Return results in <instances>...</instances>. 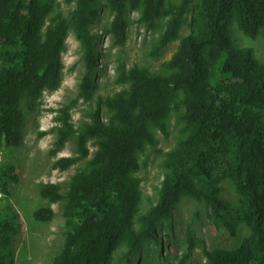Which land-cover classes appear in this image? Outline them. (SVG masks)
<instances>
[{"label": "trees", "instance_id": "1", "mask_svg": "<svg viewBox=\"0 0 264 264\" xmlns=\"http://www.w3.org/2000/svg\"><path fill=\"white\" fill-rule=\"evenodd\" d=\"M102 1L64 0L74 3L64 15L59 0H0V156L21 144L22 103L32 110L44 92L58 87L70 30L84 68L79 95L89 102L99 65L92 26L102 8L113 15L104 29L112 47L126 41V9L138 13L136 22L147 31L165 20L152 58L178 39L192 11V0ZM201 6L207 38L200 42L189 24V35L179 39L165 64L167 75L120 63L116 81L126 87L99 99L88 121L75 127L71 108L60 109L51 154L72 140L76 155L58 158L54 167L66 171L86 162L67 185L39 188L43 199L61 204L64 221L63 244L51 264H133L142 245L157 240V225L171 218L182 198L204 205L232 237L240 224L249 231L232 249L202 245L205 264H264V64L252 48L233 45L230 33L234 22L245 37L256 39L264 30V0H201ZM172 118L181 137L165 153L156 203L141 213L139 156L156 145L153 130L167 135ZM224 180L234 187L235 204L221 197ZM17 183L13 165L0 167V201L12 196ZM16 216L0 209V264H16ZM53 216L49 207L33 213L38 223ZM202 243L189 233L180 264Z\"/></svg>", "mask_w": 264, "mask_h": 264}, {"label": "rangeland", "instance_id": "2", "mask_svg": "<svg viewBox=\"0 0 264 264\" xmlns=\"http://www.w3.org/2000/svg\"><path fill=\"white\" fill-rule=\"evenodd\" d=\"M59 3L64 15L74 6L73 2L67 5L64 0H59ZM191 7L192 11L187 15V22L179 31L178 39L167 44L156 58L150 57V52L165 20L159 21L155 30L147 31L136 22L138 13L126 9L124 17L129 23L126 41L121 47H112L110 35L105 33L104 29L109 26L113 15L107 8H102L92 26V32L96 34L95 48L99 54V65L96 88L89 102L79 95V83L84 72L81 50L72 31L68 32L62 52L63 68L58 87L54 91L44 92L32 110L28 109L25 102L22 103L24 122L21 144L17 148L6 149L0 156V167L6 169L7 166L13 165L18 177L12 196L0 201V209L6 208L18 215L16 223L20 226V231L13 241L16 264H51L63 244L64 221L61 217V204H51L43 199L39 194V188L48 184L65 186L72 175L85 167L86 161L79 162L66 171L54 167V162L58 158L76 155L72 140L68 141L61 151L55 155L51 154L55 141V133H52L51 129L59 126L56 116L60 109L67 106L71 108L70 115L75 127L88 121V115L95 109L99 99L104 100L126 87L125 84L116 81L117 66L120 63L124 64L126 69L137 65L146 68L151 74L167 75L165 64L176 51L179 39L189 35L191 31L189 24L192 23L194 34L200 42L207 38L201 0H192ZM230 33L233 45L252 48L258 62L264 64V30H261L258 37L253 40L245 37L232 22ZM102 114L106 120L103 107ZM153 134L156 145L147 146L145 153L139 156L141 168L136 174L141 180V213L157 201L158 188L163 178L162 164L165 153L171 150L181 137L180 125L172 118L166 136L157 130H153ZM89 148L90 152L95 150L92 142L89 143ZM221 186L223 188L221 197L227 203L235 204L237 197L231 182L224 180ZM47 207L54 213L52 220L47 223L34 221V211ZM236 231V236L232 237L225 227L212 221L210 211L206 210L204 205L197 204L189 198H182L171 218L157 225V240L143 244L133 264H180L189 233L203 243L193 250L186 264H205L202 245L209 250L238 247L249 231L243 224L238 225Z\"/></svg>", "mask_w": 264, "mask_h": 264}]
</instances>
